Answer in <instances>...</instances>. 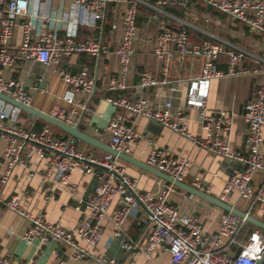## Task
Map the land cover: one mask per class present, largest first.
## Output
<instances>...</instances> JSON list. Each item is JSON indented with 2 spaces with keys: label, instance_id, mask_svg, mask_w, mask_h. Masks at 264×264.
Returning a JSON list of instances; mask_svg holds the SVG:
<instances>
[{
  "label": "built area",
  "instance_id": "1",
  "mask_svg": "<svg viewBox=\"0 0 264 264\" xmlns=\"http://www.w3.org/2000/svg\"><path fill=\"white\" fill-rule=\"evenodd\" d=\"M91 16L83 22L96 26L104 21L109 6L122 7L120 16L112 23L113 30H120V38L114 53L119 61V73L110 78L108 90L123 92L128 86L129 69L135 54L134 44L138 40L137 18L139 8L144 5L156 12L162 6L186 7L187 0H71ZM220 13L236 20L250 30L264 35V0H199ZM41 0H0V93L31 106L33 91L38 86L27 87L13 78L19 62L41 64L45 68L58 66L66 57L87 54L100 57L111 53L108 45L98 38L79 41L75 33L61 35V20L51 18L40 10ZM159 31L154 38L153 54L161 64V74L149 71L141 74L139 87L167 88L172 94L180 91L182 80L169 77L175 58H200V75L189 80L185 104L175 107L171 100L154 106L146 97L130 99L124 95L107 97L106 101L117 111L109 120L107 129L111 133L110 147L118 153L130 155L132 145L143 138L135 123L143 118L167 128L187 139L207 153L221 157L243 168L227 179L219 200L230 204L234 194L242 200L251 201L248 214L259 206L264 221V180L255 183V176L264 175V82L245 105L244 119L247 124L245 151L234 150L224 139L232 126V117L225 110L209 111L207 102L212 81L223 77H240L264 74L260 69L241 68L246 52L226 42L203 40L194 42L186 29L177 33L171 31L164 19H159ZM82 23V24H83ZM227 57V70L218 67L220 57ZM62 82L69 88L63 100L64 108L53 105L49 115L68 125L77 123L81 110L87 108L86 100L95 92V80L86 70L78 74L58 70ZM42 82V79H38ZM81 97L82 100H77ZM196 110L202 135L190 131L188 112ZM21 110L0 100V140L5 143L2 154L4 168L1 183L5 184L17 166H27L30 160H46L47 167L42 174L44 182H53L55 187L68 186L72 174L79 170L84 174L97 176V184L85 200L86 214L76 229L68 230L48 222L43 216H35L22 208L18 196L4 199L0 204L14 214L28 220L29 226L23 239L41 245L54 242L64 247L55 253L54 264H66L65 256L72 260L92 259L90 248H95L103 238L104 220L109 216L116 226V236L133 210L141 209L152 230L142 245L122 244L124 250L142 253L151 258L159 246H166L171 264H257L264 253V231L254 229L245 239L250 224L233 213L222 211L219 227L215 232L204 228L194 215L181 213L169 202L171 194L179 189L163 180L158 192L143 191L138 180L126 172L121 160L110 153L99 158L76 147L74 137H57L50 125L37 132L19 124ZM146 164L156 168L176 181L185 182L191 169L186 157L174 158L162 148L153 146ZM193 187L203 189V180L196 176ZM114 204L117 207L111 212ZM85 245H82V243ZM99 264H117L114 258H98ZM0 264H12L0 255Z\"/></svg>",
  "mask_w": 264,
  "mask_h": 264
},
{
  "label": "crops",
  "instance_id": "2",
  "mask_svg": "<svg viewBox=\"0 0 264 264\" xmlns=\"http://www.w3.org/2000/svg\"><path fill=\"white\" fill-rule=\"evenodd\" d=\"M40 10L43 14L61 20V35L68 32L75 33L77 40L98 38L109 46L111 53L94 57L87 54H77L66 57L58 66L45 68L41 64L19 62L13 78L20 80L27 87L38 86L33 91L32 107L40 112L49 114L53 105L68 108L63 100L69 88L62 82L58 70L64 69L78 74L86 70L95 80V92L86 100L87 108L81 110L77 123L85 134L100 140L110 146L111 133L107 126L116 109L106 101L107 97H117L120 94L135 99L146 97L154 106H159L171 100L174 106L185 104L186 91L189 80L200 75L202 61L200 58H175L172 61L169 77L182 80L180 91L172 94L167 88L139 87L140 77L144 71L155 75L161 74V64L153 54L154 38L159 31V19H164L168 28L177 33L182 29L189 32L192 41L210 40L226 42L246 52L241 68L260 69L263 67L262 54L264 51V35L258 34L244 24L220 13L216 9L199 0H187V6H162L160 12L142 5L137 18L138 40L134 44L135 54L129 69L128 88L123 92H110L108 83L110 78L119 73V61L114 53L120 38V30H113L112 23L120 16L122 7L111 5L108 7L107 29L106 21L97 22L96 26H88L83 22L91 20L90 14L72 3L71 0H41ZM159 0H151L156 4ZM106 19V18H105ZM83 23V24H82ZM222 72L227 70V57L222 56L218 61ZM41 78L42 82L38 79ZM264 82V74H252L240 77H223L211 82L207 108L209 111L225 110L232 117V126L224 139L236 151H245L247 141V124L244 119L245 105L257 92ZM77 100H82L77 97ZM196 110L188 112L190 131L195 135H202ZM19 124L25 128L41 131L49 123L38 120L27 112L21 111ZM57 137H72L69 134L50 125ZM34 128V129H33ZM136 130L143 138L132 145L130 156L139 162L146 163L149 151L153 146L162 148L174 158L186 157L191 162V169L185 183L193 186L196 176L203 180V189L219 198L224 185L231 174L242 171L243 168L221 157L213 156L198 148L187 139L163 128L157 123L140 118L135 123ZM264 131V130H263ZM77 139V138H76ZM76 147L87 154L99 158L104 157L106 151L94 147L77 139ZM5 143L0 140V194L4 199L18 196L22 208L35 216H43L48 222L58 224L68 230H74L84 219L85 200L97 184V176L84 174L76 170L68 186L55 187L54 183L44 182L42 174L47 167L46 160L33 158L27 166H17L5 184L1 183L4 161L2 154ZM264 158V147L262 149ZM126 172L138 180V187L143 191L158 192L163 180L151 172L131 163L121 160ZM264 175L259 172L255 176V183L261 184ZM169 202L176 206L181 213L194 215L210 232L219 227V217L223 210L198 197L190 196L182 190L171 194ZM230 204L247 211L251 201L242 200L237 194L231 198ZM117 207L114 204L110 212ZM253 216L260 219L259 206H255ZM104 234L95 248L86 246L93 254L92 259L72 260L65 256L66 264H99L98 258H114L117 264H171L170 254L166 246H159L151 258L142 253L132 252L121 248L122 244L142 245L152 230V224L147 222L146 215L141 209L133 210L116 236V226L108 216L104 222ZM29 226L24 217L14 214L0 204V255L11 260L12 264H54L55 253L63 252L61 244L50 242L44 245L35 242L27 243L23 235ZM256 229L252 225L247 228V234Z\"/></svg>",
  "mask_w": 264,
  "mask_h": 264
},
{
  "label": "water",
  "instance_id": "3",
  "mask_svg": "<svg viewBox=\"0 0 264 264\" xmlns=\"http://www.w3.org/2000/svg\"><path fill=\"white\" fill-rule=\"evenodd\" d=\"M0 100H3L4 102L19 108L21 111L29 113L31 115V117H35L38 120H43V121L49 123L50 125L58 128L59 130L69 134L70 136H72L74 138H77L81 141H84V142L94 146V147H97L103 151H106L107 153H110L114 156H117L120 160H122L124 162L131 163V164L136 165L140 168H143V169L151 172L152 174L156 175L157 177L161 178L162 180L174 184L179 190L186 192L188 195L198 197V198H200V199H202V200H204L210 204H213L214 206L220 208L221 210H223L225 212L233 213L236 216H238L242 219H245L246 222L248 224L252 225L253 227L264 231V221H262L261 219L255 217L251 214H248L247 212L240 210L239 208H237L231 204L222 202L218 198H216L212 195H209L206 192H203L199 189H196L193 186H191L185 182L176 181L172 177H170L169 175H167L163 172H160L156 168H153L144 162H139V161L135 160L130 155L118 153L114 149H112L110 146L102 143L100 140L85 134L79 128L81 120L72 126V125H68L63 121H60V120L50 116L49 114L38 111L37 109H35L32 106L21 103L17 100H14L13 98L8 97V96L1 94V93H0ZM257 264H264V253L262 255L261 260H259L257 262Z\"/></svg>",
  "mask_w": 264,
  "mask_h": 264
},
{
  "label": "trees",
  "instance_id": "4",
  "mask_svg": "<svg viewBox=\"0 0 264 264\" xmlns=\"http://www.w3.org/2000/svg\"><path fill=\"white\" fill-rule=\"evenodd\" d=\"M107 20H108V14H107L106 19H105V21H106L105 30H106L107 27H108V25H107ZM188 33H189V32H188Z\"/></svg>",
  "mask_w": 264,
  "mask_h": 264
}]
</instances>
